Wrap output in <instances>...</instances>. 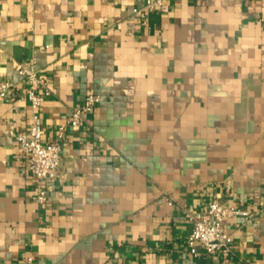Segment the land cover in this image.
<instances>
[{"label":"crops","instance_id":"obj_1","mask_svg":"<svg viewBox=\"0 0 264 264\" xmlns=\"http://www.w3.org/2000/svg\"><path fill=\"white\" fill-rule=\"evenodd\" d=\"M143 3L0 0V81L31 54L45 141L101 96L43 205L32 105L0 98V264H264V0H162L148 25ZM215 199L251 215L226 223L231 256H193L189 214Z\"/></svg>","mask_w":264,"mask_h":264},{"label":"built area","instance_id":"obj_2","mask_svg":"<svg viewBox=\"0 0 264 264\" xmlns=\"http://www.w3.org/2000/svg\"><path fill=\"white\" fill-rule=\"evenodd\" d=\"M162 0H144L140 7L134 8L135 13H144V25L149 24V15L156 12ZM20 81H0V98L28 99L32 105L31 122L29 126L18 133V145L27 156L28 167L37 184L33 200L39 204L48 201V179L61 176L62 144L67 125L79 129L85 123V116L94 110L101 101L98 93L88 94L82 104L72 110L68 124L60 127L57 139L53 142L44 140V130L40 108L51 89L47 78L36 69L34 62L23 60L16 65ZM237 215L250 216L248 209L215 199L201 212L189 214L191 229L186 238L189 252L193 256L204 254H221L228 258L233 253V235L227 230V221Z\"/></svg>","mask_w":264,"mask_h":264},{"label":"water","instance_id":"obj_3","mask_svg":"<svg viewBox=\"0 0 264 264\" xmlns=\"http://www.w3.org/2000/svg\"><path fill=\"white\" fill-rule=\"evenodd\" d=\"M13 46H14L15 49L18 51V44H17V43H13ZM17 55H18V54H17ZM17 57H19V56H17ZM31 57H32V56H31V54H30L29 57L26 58V59H29V60H30ZM19 59H21V58H19Z\"/></svg>","mask_w":264,"mask_h":264}]
</instances>
